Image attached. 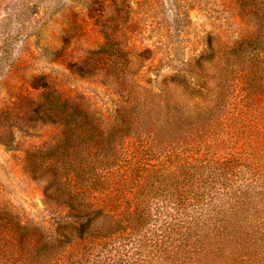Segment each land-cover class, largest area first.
Returning a JSON list of instances; mask_svg holds the SVG:
<instances>
[{
  "label": "rangeland",
  "instance_id": "rangeland-1",
  "mask_svg": "<svg viewBox=\"0 0 264 264\" xmlns=\"http://www.w3.org/2000/svg\"><path fill=\"white\" fill-rule=\"evenodd\" d=\"M249 30L237 0H0V209L35 235L1 228L0 264H135L91 238L55 241L57 220L69 219L65 199L47 195V172L31 171L53 157H26L61 139L53 99L78 104L102 125L122 105L130 128L154 135L164 157L207 161L195 171L199 196L188 208L226 206L228 195L259 182L264 92L242 77L249 58L264 68V52L224 54ZM208 172L220 177L200 175ZM152 196L157 223L171 217L177 227L172 207L181 200L171 203L161 181ZM35 241L55 246L32 256Z\"/></svg>",
  "mask_w": 264,
  "mask_h": 264
},
{
  "label": "trees",
  "instance_id": "trees-1",
  "mask_svg": "<svg viewBox=\"0 0 264 264\" xmlns=\"http://www.w3.org/2000/svg\"><path fill=\"white\" fill-rule=\"evenodd\" d=\"M237 1L250 30L224 50L225 60L227 53L246 49L256 56L264 52V0ZM246 66L242 81L253 91L264 92V68L252 58ZM53 101L57 108L52 113L60 117L63 128L61 139L44 151L26 153V157H53L44 160L48 164L34 163L31 171L47 172V195H63L65 199L69 219L56 222L58 244L91 238L96 245L121 249L125 261L132 258L135 264H150L152 260L165 264H264V173L246 191L228 195L226 206L188 208L189 202L199 196L191 185L195 171L200 164L204 171L207 161L197 157H164L154 135L143 128H130V116L122 105L114 108L112 123L102 125L78 104H69L66 99ZM63 157L87 159L83 162ZM149 161L155 163L149 165ZM156 166L162 168L161 174L149 175L147 172L151 168L154 172ZM260 166L264 170V164ZM64 169L67 172L60 173ZM200 175L220 177L215 172ZM158 181L163 182L171 203L174 196L181 200L179 208L172 207L178 216L175 228L171 217L157 223L152 195ZM12 218L0 209V230L13 228L20 236L34 238L28 224ZM36 242L30 247L32 256L55 246L44 242L38 247Z\"/></svg>",
  "mask_w": 264,
  "mask_h": 264
}]
</instances>
